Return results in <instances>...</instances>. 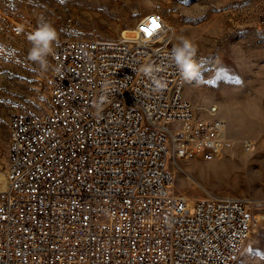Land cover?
<instances>
[{"label":"built area","instance_id":"2783aa9c","mask_svg":"<svg viewBox=\"0 0 264 264\" xmlns=\"http://www.w3.org/2000/svg\"><path fill=\"white\" fill-rule=\"evenodd\" d=\"M172 34L151 13L117 39L53 42L48 112L10 120L0 264H233L256 221L245 202L172 193L173 160L231 147L217 108L185 97Z\"/></svg>","mask_w":264,"mask_h":264},{"label":"rangeland","instance_id":"374dc122","mask_svg":"<svg viewBox=\"0 0 264 264\" xmlns=\"http://www.w3.org/2000/svg\"><path fill=\"white\" fill-rule=\"evenodd\" d=\"M262 11L264 0H0V175L7 173L11 117L49 109L50 56L46 69L31 61L28 36L49 23L57 39L113 40L145 16L160 13L173 29L172 44L187 40L198 57L185 97L202 118L216 107L231 140V147L212 161L200 156L173 160L172 193L194 203L213 197L243 200L256 221L233 264H264V179L248 185L214 178L226 163L250 166L253 172L260 171L258 161L264 166Z\"/></svg>","mask_w":264,"mask_h":264},{"label":"clouds","instance_id":"9594fccd","mask_svg":"<svg viewBox=\"0 0 264 264\" xmlns=\"http://www.w3.org/2000/svg\"><path fill=\"white\" fill-rule=\"evenodd\" d=\"M57 39L56 29L49 23H41L37 29L28 36L31 43L28 57L31 61L40 65L41 69L47 67V57L52 54V44ZM194 49L187 40H182L181 44L174 48L171 59L176 67L185 77H190L193 74L194 64L192 57ZM146 76L152 77L153 68L146 66L142 69ZM155 90L162 91L166 84L159 80H155Z\"/></svg>","mask_w":264,"mask_h":264},{"label":"bare ground","instance_id":"6f19581e","mask_svg":"<svg viewBox=\"0 0 264 264\" xmlns=\"http://www.w3.org/2000/svg\"><path fill=\"white\" fill-rule=\"evenodd\" d=\"M184 94H185V91H184ZM258 162L260 165V171L258 172H253L250 166L232 165L231 163H226L225 170L215 175L214 178L218 180L219 182L232 179V180H238V181H241V180L245 181L248 185H257L264 179L263 163L261 160ZM176 167H178L183 172V169L181 167H179L178 165ZM234 168L240 169L241 172H236ZM6 184H7V178L3 175H0V188H4ZM188 203L189 205L194 204L193 201H190V202L188 201Z\"/></svg>","mask_w":264,"mask_h":264}]
</instances>
